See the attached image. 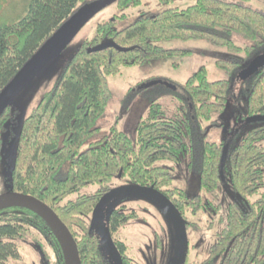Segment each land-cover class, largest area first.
<instances>
[{
  "label": "trees",
  "instance_id": "1",
  "mask_svg": "<svg viewBox=\"0 0 264 264\" xmlns=\"http://www.w3.org/2000/svg\"><path fill=\"white\" fill-rule=\"evenodd\" d=\"M8 1L0 0V91L65 21L97 0H30L28 12L12 23L2 19ZM249 1L197 0L184 8L142 12L124 28L116 27L115 18L99 22L95 35L83 40L53 86L24 119L10 190L30 193L56 210L77 241L82 264H115L92 224L95 205L114 187L115 179L154 186L177 206L187 228L198 225L189 214H196L207 201L202 195H189L186 189L173 185L172 167L159 163L178 162L182 155H188V168L198 177L202 189L213 191L221 180L228 181L240 199L226 206V223L207 257L189 263L185 254L179 264H264V66L245 75L252 60L264 53V8ZM141 3L117 0L121 9ZM235 33L249 42L238 44ZM174 38L207 39L237 54L217 60L227 77L211 80L206 67L201 66L182 83L169 79L139 83L125 98L126 105L137 95L150 102L148 115L136 126L137 145L115 124L109 133L95 139L112 96L109 76L120 73L123 66L185 55L188 50L158 43ZM109 40L133 48L89 50ZM165 95L177 99L171 117L165 116L160 101ZM233 96L245 103L243 119L260 116L254 120L260 122L240 142L209 140L202 120L223 113ZM12 116L11 104L0 112V165L2 132ZM88 186L93 189L83 191ZM254 195L257 197L252 199ZM137 215L136 210L126 211L121 206L113 207L108 215L107 225L122 264L135 263L128 244L115 234ZM32 228L53 247L54 264H65L49 223L34 209L22 205L0 209V264L18 259L16 240L29 236L35 238L48 264H52Z\"/></svg>",
  "mask_w": 264,
  "mask_h": 264
},
{
  "label": "rangeland",
  "instance_id": "2",
  "mask_svg": "<svg viewBox=\"0 0 264 264\" xmlns=\"http://www.w3.org/2000/svg\"><path fill=\"white\" fill-rule=\"evenodd\" d=\"M103 1L101 9L89 18L76 32L69 42L41 71L23 88L12 100V118L7 122L2 132L3 159L0 165V193L10 191V177L17 154L18 140L24 119L37 105L43 94L50 89L64 65L78 49L85 38L95 35L99 22L115 18V25L124 28L133 23L142 12H158L170 7L184 8L194 4L197 0H142L137 6L121 9L117 0ZM30 0H9L2 10V19L12 23L24 16L29 9ZM250 4L264 8V2L250 0ZM235 41L244 45L249 39L234 34ZM159 44L166 47L188 50L185 55H171L147 62L143 65L123 66L121 72L109 76L112 96L106 111L100 120V132L94 137L100 138L110 132L112 125L124 130L137 145L136 126L141 118L149 112V100L143 95H137L126 105V94L133 86L148 84L153 79H169L176 82H185L187 78L201 66L207 69L211 80L227 77L224 68L218 66V59H228L232 54L226 46L212 43L203 38L183 40L174 38L162 40ZM237 55V54H234ZM166 117L174 115L177 99L171 95L161 97ZM246 107L242 99L233 96L229 100L223 113H215L212 120H202L208 130V139L221 142H240L254 125L260 121H250L242 118ZM214 121V122H213ZM264 143V140L262 141ZM188 155H182L178 162L170 160L160 161L172 167L173 185L186 189L189 195L199 194L205 200L206 206L196 214H189V219L198 225L187 228L188 242L184 248L187 261H199L207 257L210 246L216 241L217 234L226 223V206L234 200L240 199L233 190L230 182L220 181L219 187L213 191L202 189L198 177L188 168ZM115 179L113 185L122 184ZM93 187H85L83 191H90ZM257 195L252 196V199ZM220 205V206H219ZM122 207L126 211L136 210L138 215L119 229L115 234L128 244V253L135 264H179L182 250L178 248L171 222L163 209L152 199L140 195H126L113 198L106 206L102 221L107 223L108 215L113 207ZM223 216V217H222ZM93 224V222H92ZM34 234L43 243L46 252L50 255L52 264L56 261V253L44 235L32 228ZM20 257L8 260L5 264H48L35 238L29 236L17 239Z\"/></svg>",
  "mask_w": 264,
  "mask_h": 264
},
{
  "label": "water",
  "instance_id": "3",
  "mask_svg": "<svg viewBox=\"0 0 264 264\" xmlns=\"http://www.w3.org/2000/svg\"><path fill=\"white\" fill-rule=\"evenodd\" d=\"M103 4V1L94 2L85 9L78 11L65 21L57 31L32 55L27 63L19 70L15 77L0 91V112L6 109L19 92L45 67L71 40L76 32ZM114 46L119 50H129L133 47H126L113 40L105 41L89 50H100ZM264 66V53L255 57L245 70V75L256 71ZM151 81L148 84H152ZM260 116H252L250 121L259 120ZM140 195L152 199L157 203L168 216L172 223L177 240L178 248L182 250L180 259L184 258V248L187 246L186 222L173 201L161 190L154 186L135 183H123L112 187L101 196L95 205L92 213L93 227L101 237L103 249L111 255L115 264H122L120 253L110 233L107 223L102 221V216L107 204L115 197L126 195ZM22 205L34 209L43 216L53 229L61 246L65 264H82L77 241L67 224L62 220L56 210L42 199L30 194L16 190L0 193V209Z\"/></svg>",
  "mask_w": 264,
  "mask_h": 264
}]
</instances>
